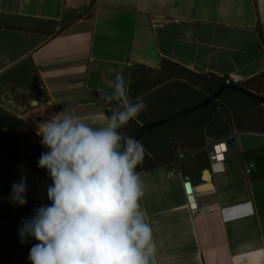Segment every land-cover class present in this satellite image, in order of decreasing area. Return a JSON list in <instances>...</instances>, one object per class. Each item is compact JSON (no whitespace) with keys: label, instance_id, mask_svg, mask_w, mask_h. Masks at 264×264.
Segmentation results:
<instances>
[{"label":"crops","instance_id":"crops-1","mask_svg":"<svg viewBox=\"0 0 264 264\" xmlns=\"http://www.w3.org/2000/svg\"><path fill=\"white\" fill-rule=\"evenodd\" d=\"M75 8L78 17L66 22ZM162 60L246 81L263 73L264 0H0V202H10L22 175L27 200L47 201L52 184L27 162L48 151L42 138L29 128L20 136L14 125L10 132L6 117L66 110L100 124L98 89L109 90L117 72L129 87L135 68L159 69ZM232 136L222 171L207 182L167 176L170 167L141 175L157 264H264V135Z\"/></svg>","mask_w":264,"mask_h":264},{"label":"clouds","instance_id":"clouds-1","mask_svg":"<svg viewBox=\"0 0 264 264\" xmlns=\"http://www.w3.org/2000/svg\"><path fill=\"white\" fill-rule=\"evenodd\" d=\"M98 92L111 106L102 123L64 110L36 124L48 149L37 163L52 184L51 203L35 208L18 229L21 243L37 241L29 251L31 264H157L153 228L140 203L144 184L137 168L146 149L121 131L147 105L129 97L120 72L109 90ZM27 190L22 175L12 185L10 203L26 204Z\"/></svg>","mask_w":264,"mask_h":264},{"label":"trees","instance_id":"trees-1","mask_svg":"<svg viewBox=\"0 0 264 264\" xmlns=\"http://www.w3.org/2000/svg\"><path fill=\"white\" fill-rule=\"evenodd\" d=\"M148 73L154 77H147ZM223 85L224 78L209 73H195L167 60L160 62L159 69L138 66L130 73L129 97L133 100L142 98L147 105L138 121H132L121 129L124 134L138 139L146 149L138 172L148 173L168 167L182 153L185 158L178 163V170L182 175L195 173L199 176L208 169L210 141L222 140L234 133L264 135V104L231 89L222 90L217 98L193 113L146 130L152 123L196 107ZM238 87L264 98V72ZM259 87L262 92L257 91ZM94 96L104 116H110L111 106L104 104L99 93ZM5 120L15 126V133L20 136L31 134L28 127L16 117L8 116ZM22 128L28 132L24 133ZM40 155L36 156L35 163L27 160L29 168L52 183L50 176L38 166ZM50 203L49 200L43 203L27 200L24 205L0 202V210L6 212L4 219L0 220V264H14L13 256L29 252L37 243L31 237L21 243L18 229L22 221L34 215L35 208Z\"/></svg>","mask_w":264,"mask_h":264},{"label":"built area","instance_id":"built-area-1","mask_svg":"<svg viewBox=\"0 0 264 264\" xmlns=\"http://www.w3.org/2000/svg\"><path fill=\"white\" fill-rule=\"evenodd\" d=\"M220 78H224V85H227V86L229 85L239 86L243 84L244 82H246V80H244L243 78L237 75H229V76H224ZM16 118L22 121L30 130L36 131L37 122L46 120L49 117L41 115L40 113L31 112L30 114H24ZM230 138H233V136H228L227 138L214 141L211 143L208 154H207L208 169L210 170L211 173L222 171L224 155L227 152V145H228L227 141ZM184 158H185L184 154L181 153L178 155L177 160L174 163H172L170 166H168L170 167V169H169L167 176H172L175 172L179 171L177 167L178 163L182 161ZM252 167H253L252 164L247 165L245 169V173H249ZM140 173L141 175L144 174L143 172H140ZM183 185L187 192L186 195H187V201H188V210L190 212L191 217L195 218L197 214V207L194 202V197L191 193L190 182L186 176L183 177ZM18 258L19 256H13L14 264L18 262ZM24 264H31V261L27 260Z\"/></svg>","mask_w":264,"mask_h":264},{"label":"water","instance_id":"water-1","mask_svg":"<svg viewBox=\"0 0 264 264\" xmlns=\"http://www.w3.org/2000/svg\"><path fill=\"white\" fill-rule=\"evenodd\" d=\"M224 89H231V90H236V91H239V92H242L243 94H245L246 96L254 99V100H257L258 102L260 103H263L264 104V98L260 95H257V94H254V93H251V92H248V91H245L244 89L238 87V86H235V85H223L221 87H219L211 96H209L206 100H204L203 102H201L199 105H197L196 107L194 108H191V109H187V110H183L177 114H174L172 116H169L159 122H155V123H152L150 125H148L146 127V130H150L156 126H159V125H162L164 123H167L169 122L170 120L174 119V118H177V117H180V116H183V115H187V114H190V113H193L194 111L204 107L205 105H207L208 103H210L212 100H214L215 98H217V96L221 93L222 90ZM5 128L7 130H9L10 132H12L14 130V126L13 124H9V123H5L4 124ZM233 142V138H230L228 141H227V144H231ZM39 146L43 149V150H47V148L45 146H43L41 144V141L39 142ZM200 178L203 182H207L211 179V172L209 169H205L203 170L201 173H200Z\"/></svg>","mask_w":264,"mask_h":264},{"label":"rangeland","instance_id":"rangeland-1","mask_svg":"<svg viewBox=\"0 0 264 264\" xmlns=\"http://www.w3.org/2000/svg\"><path fill=\"white\" fill-rule=\"evenodd\" d=\"M77 8H75V9H73V11H71V12H69L68 13V19L66 20V22H70V21H73V20H75L77 17H78V15H77ZM134 71V70H133ZM132 71V72H133ZM154 77V75L153 74H151V73H148L147 74V77ZM257 91L258 92H262V88L261 87H259L258 89H257ZM18 119V118H17ZM25 128H27V127H25ZM25 128H22V130H23V132L24 133H27L28 131H27V129H25ZM215 140H212V141H210V143H212V142H214ZM208 151H209V148H208ZM208 151H207V154H208Z\"/></svg>","mask_w":264,"mask_h":264}]
</instances>
